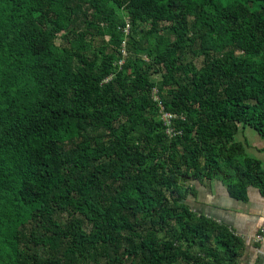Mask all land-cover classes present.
Here are the masks:
<instances>
[{
  "label": "trees",
  "instance_id": "obj_1",
  "mask_svg": "<svg viewBox=\"0 0 264 264\" xmlns=\"http://www.w3.org/2000/svg\"><path fill=\"white\" fill-rule=\"evenodd\" d=\"M247 127L264 139V0H0V264H240L185 200L264 197Z\"/></svg>",
  "mask_w": 264,
  "mask_h": 264
},
{
  "label": "crops",
  "instance_id": "obj_2",
  "mask_svg": "<svg viewBox=\"0 0 264 264\" xmlns=\"http://www.w3.org/2000/svg\"><path fill=\"white\" fill-rule=\"evenodd\" d=\"M257 153L263 154L264 148ZM249 156L264 166V155ZM191 185L196 195L186 197L190 210L229 225L243 237L245 250L240 264H264V197L257 189L249 187L247 200L241 202L230 198L225 186L217 180L192 182Z\"/></svg>",
  "mask_w": 264,
  "mask_h": 264
},
{
  "label": "rangeland",
  "instance_id": "obj_3",
  "mask_svg": "<svg viewBox=\"0 0 264 264\" xmlns=\"http://www.w3.org/2000/svg\"><path fill=\"white\" fill-rule=\"evenodd\" d=\"M117 12L126 20V25L124 26L123 31H124V34L127 35L130 31L129 30L130 26H129L127 17L124 14V12L122 10H120L119 8L117 9ZM142 28H144V25L137 26L136 31L134 33L135 37H138V32H140L142 30ZM106 38H107V36H105V39ZM95 41L97 44L98 43L97 37H96ZM124 42L125 41L122 42V47H121V58H119L120 60H118L114 63V65L117 67L118 70L124 65V63L127 60L133 61L135 59L133 55L128 54L127 49H126V45ZM187 58H188V61L191 59L190 56H188ZM192 66L195 67L196 69H198L200 67V58L192 59ZM162 117L163 116L161 114L160 118L162 119ZM236 140L239 142L245 141L247 143L245 150H246V153L248 155H264V153L263 154L257 153L258 149L264 148V139H262L260 136H258V134L254 130L250 129L249 127L245 128L243 130H240V132L236 136Z\"/></svg>",
  "mask_w": 264,
  "mask_h": 264
},
{
  "label": "built area",
  "instance_id": "obj_4",
  "mask_svg": "<svg viewBox=\"0 0 264 264\" xmlns=\"http://www.w3.org/2000/svg\"><path fill=\"white\" fill-rule=\"evenodd\" d=\"M162 116H163L162 119L164 120L165 124L168 125L169 124V120L172 118V116L169 115V114H166V113L162 114ZM167 132L169 133L170 130L168 129ZM249 264H254V263L252 262V263H249Z\"/></svg>",
  "mask_w": 264,
  "mask_h": 264
}]
</instances>
